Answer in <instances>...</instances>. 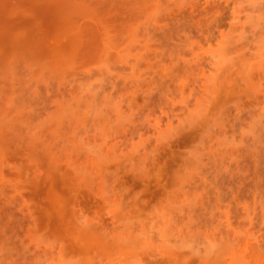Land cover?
Listing matches in <instances>:
<instances>
[{"label":"rangeland","instance_id":"obj_1","mask_svg":"<svg viewBox=\"0 0 264 264\" xmlns=\"http://www.w3.org/2000/svg\"><path fill=\"white\" fill-rule=\"evenodd\" d=\"M0 264H264V0H0Z\"/></svg>","mask_w":264,"mask_h":264}]
</instances>
